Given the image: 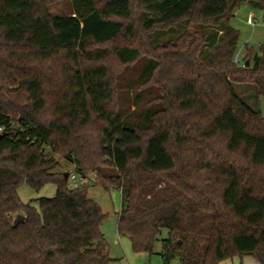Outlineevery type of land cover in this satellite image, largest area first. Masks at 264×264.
I'll use <instances>...</instances> for the list:
<instances>
[{
	"label": "trees",
	"instance_id": "obj_1",
	"mask_svg": "<svg viewBox=\"0 0 264 264\" xmlns=\"http://www.w3.org/2000/svg\"><path fill=\"white\" fill-rule=\"evenodd\" d=\"M70 1V16H53L44 0H0V264L111 263L101 205L70 187L56 154L121 191L117 233L135 253L155 254L166 231V264H264V44L239 64L230 25L264 0ZM143 57L134 101L121 103L124 71L106 62ZM24 184L57 191L24 204Z\"/></svg>",
	"mask_w": 264,
	"mask_h": 264
},
{
	"label": "rangeland",
	"instance_id": "obj_2",
	"mask_svg": "<svg viewBox=\"0 0 264 264\" xmlns=\"http://www.w3.org/2000/svg\"><path fill=\"white\" fill-rule=\"evenodd\" d=\"M49 4V10L51 15L53 16H70L73 10L72 1L70 0H44ZM254 12V26L248 22V18L251 12ZM136 12L139 13V10L136 9ZM134 24H137L138 14H135ZM252 19V18H251ZM230 25L237 29L240 33L239 38V48L238 53L235 56V59L240 64L244 63L246 58V52L252 50L255 54L259 52L260 48L264 44V11L253 10L248 4L242 5L234 10V16L230 20ZM189 32H195V26L189 25L186 28ZM184 31V29H183ZM182 31V32H183ZM170 33V32H169ZM181 33V32H180ZM180 33H174L172 36H179ZM169 34L166 33L159 34L157 37L158 42H153L154 45L162 42H165ZM126 43L123 39L108 44L107 47L112 49L114 45H121ZM239 56L237 57V55ZM237 57V58H236ZM147 57H143V59L137 63L135 66L128 67L126 70L123 66H120L118 62L113 59L108 60L106 63L108 64L110 70L114 73H119L121 70L124 72L121 73L119 77V94L121 103H128V101H134L136 96V89L138 87V76L141 72L142 66L146 62ZM157 87L153 86L146 90L145 97L146 100L153 99L158 97L159 92H157ZM238 95L249 105L252 107H256L255 101L256 96L253 90H250L243 86V88H238ZM146 102L141 103L139 109L142 111ZM157 106V104H155ZM261 105V113L264 119V98L260 102ZM155 106V107H156ZM160 106V105H159ZM157 106V107H159ZM135 107H133V110ZM50 153V152H49ZM55 158L59 162V166L56 171L59 173L66 172L70 174V172L76 171V168L73 164H71L68 160L62 157V155L56 154ZM95 174V173H93ZM91 174V176H93ZM100 182L96 185L89 184L87 188H89V197L92 200H95L98 204L101 205L104 214L106 215V220L102 226V232L106 236L108 249L112 257L115 260L111 261L110 264H166L162 258V241L167 237L168 233L163 231V235L158 240L156 244L155 254L151 255L148 253L137 254L131 248V243L128 238H121L120 244H118L117 240L119 239V234L117 233V224H118V216L117 214L121 211L122 203V193L118 189L115 188H105L100 186ZM69 185H71L69 183ZM71 187V186H70ZM19 196L21 201L24 204H28L33 202L36 205V201L41 198L53 197L56 194V187L53 184H47L44 188L40 190H35L33 188H29L27 185H22L19 189ZM251 259V258H250ZM254 262L259 264L255 259H252ZM169 264H180L179 259L176 258Z\"/></svg>",
	"mask_w": 264,
	"mask_h": 264
},
{
	"label": "built area",
	"instance_id": "obj_3",
	"mask_svg": "<svg viewBox=\"0 0 264 264\" xmlns=\"http://www.w3.org/2000/svg\"><path fill=\"white\" fill-rule=\"evenodd\" d=\"M253 20L254 17H252V25H254ZM238 56L239 54L237 55V57ZM69 183L71 184V188L78 189L79 187H88L89 184L96 185L98 183V180L95 174H93V176H86L78 171H74L70 172Z\"/></svg>",
	"mask_w": 264,
	"mask_h": 264
},
{
	"label": "crops",
	"instance_id": "obj_4",
	"mask_svg": "<svg viewBox=\"0 0 264 264\" xmlns=\"http://www.w3.org/2000/svg\"><path fill=\"white\" fill-rule=\"evenodd\" d=\"M252 17H254L255 18V14H254V12L252 11L251 13H250V16H249V18H248V22H250V24L252 25ZM253 23H254V21H253ZM252 26H254V25H252ZM118 215V214H117ZM121 238H123V237H121L120 235H119V239L117 240V242H118V244H120V239ZM127 238V237H126ZM129 239V238H128ZM107 240V239H106ZM130 240V239H129ZM130 243H131V241H130ZM132 248V247H131ZM110 255H111V253H110ZM111 258H112V260L111 261H113V260H115V258L114 257H112V256H110ZM251 257H247V256H245V257H238V256H236L235 258H233V259H231V260H226V261H223V262H221V264H257L256 262H254L252 259H254L253 257L250 259ZM260 264V263H259Z\"/></svg>",
	"mask_w": 264,
	"mask_h": 264
},
{
	"label": "water",
	"instance_id": "obj_5",
	"mask_svg": "<svg viewBox=\"0 0 264 264\" xmlns=\"http://www.w3.org/2000/svg\"><path fill=\"white\" fill-rule=\"evenodd\" d=\"M250 65V62L248 61L246 66H249ZM69 177V176H68ZM25 217L22 215V214H18L15 218V220L13 221L14 222V226H18L19 224H22L24 223L25 221Z\"/></svg>",
	"mask_w": 264,
	"mask_h": 264
}]
</instances>
